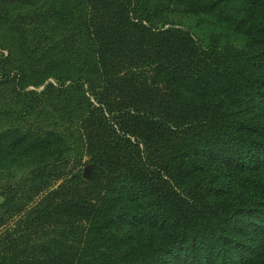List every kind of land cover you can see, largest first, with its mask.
<instances>
[{
  "label": "trees",
  "instance_id": "trees-1",
  "mask_svg": "<svg viewBox=\"0 0 264 264\" xmlns=\"http://www.w3.org/2000/svg\"><path fill=\"white\" fill-rule=\"evenodd\" d=\"M1 29L0 264H264V0H0Z\"/></svg>",
  "mask_w": 264,
  "mask_h": 264
},
{
  "label": "rangeland",
  "instance_id": "rangeland-1",
  "mask_svg": "<svg viewBox=\"0 0 264 264\" xmlns=\"http://www.w3.org/2000/svg\"><path fill=\"white\" fill-rule=\"evenodd\" d=\"M196 21L197 18L192 16H184L181 14H167L161 16L158 20L155 21V24L161 25L164 22L174 24L180 28L186 29L191 33L196 31ZM13 37L9 33H5L2 29L0 30V62H5V72L13 75L15 73V68L13 67ZM48 82H55V79L52 77L47 78L42 84L38 86L29 85L26 90H38L41 91L44 89V86ZM11 82L9 83H0V128L7 127L10 124H13L16 120L13 118V92H12ZM89 166L85 165L82 167V171Z\"/></svg>",
  "mask_w": 264,
  "mask_h": 264
},
{
  "label": "water",
  "instance_id": "water-1",
  "mask_svg": "<svg viewBox=\"0 0 264 264\" xmlns=\"http://www.w3.org/2000/svg\"><path fill=\"white\" fill-rule=\"evenodd\" d=\"M89 175V167L85 168L84 171H83V176L84 177H88Z\"/></svg>",
  "mask_w": 264,
  "mask_h": 264
}]
</instances>
